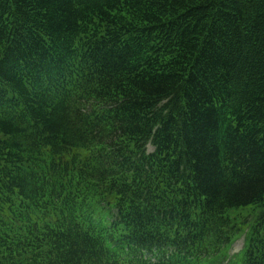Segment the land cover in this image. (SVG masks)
I'll return each instance as SVG.
<instances>
[{
    "label": "trees",
    "instance_id": "obj_1",
    "mask_svg": "<svg viewBox=\"0 0 264 264\" xmlns=\"http://www.w3.org/2000/svg\"><path fill=\"white\" fill-rule=\"evenodd\" d=\"M244 228L264 264V0H0V264L219 262Z\"/></svg>",
    "mask_w": 264,
    "mask_h": 264
},
{
    "label": "rangeland",
    "instance_id": "obj_2",
    "mask_svg": "<svg viewBox=\"0 0 264 264\" xmlns=\"http://www.w3.org/2000/svg\"><path fill=\"white\" fill-rule=\"evenodd\" d=\"M239 212V209H233L230 211L231 216L236 220V222L240 221V218L234 217ZM238 226H243L246 223H237ZM247 229L244 228L239 235L235 238V241L231 245L230 248L223 252V257L219 256L220 261L218 262L217 256H213L211 253L205 260L200 264H241L243 253L240 252L244 245L245 234Z\"/></svg>",
    "mask_w": 264,
    "mask_h": 264
}]
</instances>
